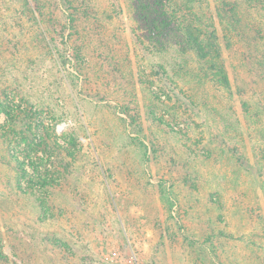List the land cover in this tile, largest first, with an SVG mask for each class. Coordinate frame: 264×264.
<instances>
[{"label":"rangeland","instance_id":"rangeland-1","mask_svg":"<svg viewBox=\"0 0 264 264\" xmlns=\"http://www.w3.org/2000/svg\"><path fill=\"white\" fill-rule=\"evenodd\" d=\"M263 4L0 0V264H264Z\"/></svg>","mask_w":264,"mask_h":264},{"label":"trees","instance_id":"trees-1","mask_svg":"<svg viewBox=\"0 0 264 264\" xmlns=\"http://www.w3.org/2000/svg\"><path fill=\"white\" fill-rule=\"evenodd\" d=\"M247 1L254 2L255 0H247ZM262 6H263V9H264V4ZM234 13L235 12H233V14ZM233 23H234V25H237V24L240 23V20H237L235 18V15L230 18V25L233 27V29H235ZM261 23H264V22L262 21ZM262 26H263V24H262ZM263 28H264V26H263ZM186 29L188 31H193L194 30V26L192 24H189L188 26H186ZM262 30L263 29H260L259 32H258V30H253V31H256L257 32L256 33L257 35H255V36L252 35V36L248 37L247 43L249 45H253L255 43L256 47L257 46H260V44L264 42L263 36H261V34H260V32ZM211 38H213V40H214L213 42L210 39H209V41L208 40H206V41L201 40L200 41L198 37L197 38L196 37H192L190 35V33H185L184 41H185V44L187 46L190 45L189 47H191V49L194 50V52L199 57L205 58L208 55L209 56H213L214 54H212V53H215L216 54V50L219 49L217 43L215 42V37L212 36ZM257 38H258V40H257ZM261 41H263V42H261ZM263 46H264V44H263ZM263 59H264V56H263Z\"/></svg>","mask_w":264,"mask_h":264}]
</instances>
